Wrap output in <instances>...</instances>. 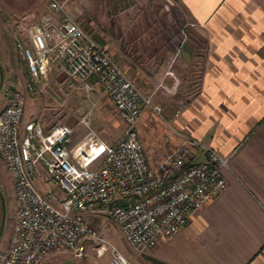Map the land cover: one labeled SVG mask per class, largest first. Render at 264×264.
<instances>
[{
  "label": "built area",
  "instance_id": "1",
  "mask_svg": "<svg viewBox=\"0 0 264 264\" xmlns=\"http://www.w3.org/2000/svg\"><path fill=\"white\" fill-rule=\"evenodd\" d=\"M15 42L27 70V93L50 75L65 82L59 91L86 93L94 75L93 84L111 103L121 129L105 143L89 128V112L75 127L24 121L25 98L10 91L0 110V162L11 179L15 211L0 264H40L54 252L81 257L87 242L99 243V255L105 241L91 218L101 215L131 251L144 252L170 239L225 189L220 170L227 157L189 136L180 135L157 163L146 161L134 125L148 101L61 2L47 0V11L25 29L24 41ZM76 126L86 131L70 146ZM198 152L201 160L194 159ZM108 264L129 263L110 246Z\"/></svg>",
  "mask_w": 264,
  "mask_h": 264
},
{
  "label": "crops",
  "instance_id": "2",
  "mask_svg": "<svg viewBox=\"0 0 264 264\" xmlns=\"http://www.w3.org/2000/svg\"><path fill=\"white\" fill-rule=\"evenodd\" d=\"M178 1L183 26H189L188 31L198 36L199 43L183 40L171 56H162L152 64L151 75L158 74V78L152 81L150 93L156 89L174 98L165 104L152 101L138 117L134 131L149 164L157 163L180 135L214 149L227 157L226 166L220 170L226 187L170 239L158 242L153 249L134 252L128 260L130 264H264V0ZM0 6L6 14L18 17L13 28L19 31L26 19L36 21L47 11V4L45 7L37 0H0ZM73 18L81 22L77 15ZM21 39L24 41V36ZM100 45L106 47L103 41ZM118 49L111 54L143 90V75L148 77L149 72L143 70L140 61V68L134 65L132 69ZM22 66L14 89L25 98L23 120L27 121L33 112L27 109V92L21 86L27 80L24 62ZM193 72H197L195 90L185 94L182 86L189 87ZM54 79L53 86L38 87L39 93L57 98V87L65 82L61 76ZM87 80L93 85L91 90L97 88L94 75ZM180 95L189 96L178 100ZM8 97L0 102V110ZM94 103L99 133L106 143L108 136H119L121 122L116 118L115 127L108 124L102 109L97 108L98 102ZM108 107L115 116L109 101ZM74 140L73 144L79 139ZM194 159L201 160V153ZM90 243L85 244L84 252ZM46 258L40 264H48Z\"/></svg>",
  "mask_w": 264,
  "mask_h": 264
},
{
  "label": "rangeland",
  "instance_id": "3",
  "mask_svg": "<svg viewBox=\"0 0 264 264\" xmlns=\"http://www.w3.org/2000/svg\"><path fill=\"white\" fill-rule=\"evenodd\" d=\"M58 1L62 3L72 18L73 15H77L81 19L79 23L73 18L80 28L91 36L94 42L99 45L102 41L106 43L104 48L110 55H112L111 53H117L119 46L121 49L119 51L120 57L129 62L132 69L135 66L140 68V64L138 65L137 62H141L143 70L147 69L149 72L148 77L143 75V90H141L138 80L124 73L148 101L149 105L152 104V101L165 104L169 101V98L173 97L163 92L160 93L156 89L152 91L153 93H150L153 88L152 81L156 82L158 78V74L151 75L150 69L152 64L158 61V58L171 56L172 51L179 42L188 40L195 42L196 45L199 43L198 36L193 31H188L189 26H183L184 20L178 0ZM39 2L45 4L46 7L47 0H37V3ZM17 19L16 16L6 14L0 6V102H3V99L7 97L11 90L18 87L15 84L16 82L19 83L18 72L23 70V62L19 60L15 39L22 38L25 29L32 25L36 18L26 19V25L20 31L13 28L14 21ZM111 58L119 65L113 55ZM54 76H48L44 84L53 86ZM189 78L191 82L188 88L182 86V83L180 85L184 88L185 94L194 92L197 72L191 73ZM11 82L15 84H12V89L9 88ZM24 82L21 83V86L24 85ZM38 87H42V84L37 85L32 94L27 93L26 102H29L27 109L33 112L31 117L37 118L42 126L58 122L75 127L76 121L89 112L88 126L102 140V135L99 133V123L96 122V108L93 107L95 101L98 102L97 108L102 109L103 117L107 123L113 125V127L118 124L116 117L108 107L107 99L100 94L98 88L86 93L81 91L71 92L62 88L57 98H51L53 96L48 93H39ZM60 87L58 86L57 89L59 90ZM146 90L149 93H145ZM187 96L189 95L176 97L178 100H184ZM85 131V128L76 126L69 145L73 144L74 139H81ZM101 132L103 131L101 130ZM116 138L108 136V142L106 143H112ZM14 211L12 183L0 163V224L2 222L0 251L7 247L11 238ZM93 224L99 236L105 241L103 243L106 248L104 251L97 255L95 249L99 243L91 242L81 257H74L67 252H54L51 255L49 254V258L45 257L49 260L48 264H108L110 246L118 250L129 263L128 257L134 252L128 251L129 248L122 240L114 223L109 218L101 215L93 218Z\"/></svg>",
  "mask_w": 264,
  "mask_h": 264
},
{
  "label": "water",
  "instance_id": "4",
  "mask_svg": "<svg viewBox=\"0 0 264 264\" xmlns=\"http://www.w3.org/2000/svg\"><path fill=\"white\" fill-rule=\"evenodd\" d=\"M1 228H2V222H1V224H0V232H1Z\"/></svg>",
  "mask_w": 264,
  "mask_h": 264
}]
</instances>
